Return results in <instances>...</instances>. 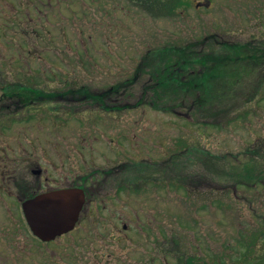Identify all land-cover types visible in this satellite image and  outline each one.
<instances>
[{"label": "rangeland", "instance_id": "obj_1", "mask_svg": "<svg viewBox=\"0 0 264 264\" xmlns=\"http://www.w3.org/2000/svg\"><path fill=\"white\" fill-rule=\"evenodd\" d=\"M183 1L165 16L154 5L157 0H0L3 72L11 71L10 78L17 79L24 67L12 61L23 54L25 77L36 80L37 88L76 97L67 125L55 127L50 119L27 123V143L57 140L63 152L73 146L76 173L93 164L110 168L130 161L169 160L170 173L184 172L185 185L192 190L188 193L171 182L169 193L161 185L139 186V223L129 220L127 210L122 212L124 222L132 225L127 231L121 225L113 229L103 221H83L68 236L74 245L70 264H163L152 245L156 230L144 234L141 229L142 220L154 217L160 229L163 218L168 219L171 264L177 255L175 240L190 254L214 255L216 264H239L245 257L249 260L240 263L252 264L264 255V65L245 74L221 104L197 110L194 117L187 109L173 113L148 103L104 110L71 93L78 87L99 93L130 79L148 50L166 45L211 37L212 47L216 41L264 46V0H212L210 9L196 7L206 0ZM37 7H42L37 19L41 22L33 26L27 15L39 14ZM14 22L19 30L11 29ZM34 27L37 32L23 34ZM148 79L142 74L135 85L112 94L107 104L135 105ZM56 105L66 104L56 103L52 110ZM244 164L254 175L239 172ZM193 178L197 185L190 183ZM249 178L261 182L236 187ZM113 239L122 240L121 250L104 252V240Z\"/></svg>", "mask_w": 264, "mask_h": 264}, {"label": "flooded vegetation", "instance_id": "obj_2", "mask_svg": "<svg viewBox=\"0 0 264 264\" xmlns=\"http://www.w3.org/2000/svg\"><path fill=\"white\" fill-rule=\"evenodd\" d=\"M212 6V0L196 3L198 9H210ZM37 9L39 14L27 15L32 24L41 22L37 19L41 18L42 7ZM7 20L3 19L5 22ZM16 26L14 22L11 29L19 30ZM4 30V27L0 26L1 35ZM30 32H37V28L34 27L33 31L23 34ZM22 56L23 54L21 58ZM40 56L47 59L42 54ZM21 58L12 61H17L15 65L19 63V66L24 67V71L22 70L17 79L12 80L10 78L12 72L6 74L0 67V264H70V245H74L70 244L68 236L76 231L83 221H87L88 225L103 221L113 229H119L121 225L127 231L132 225L124 222L122 215L124 210L130 214L129 220L139 223L141 219L138 212L139 186L141 189H146L148 185H161L163 191L169 193L170 163L169 160H163L159 164L147 160L130 161L118 163L110 168H94L100 165L93 164L86 172L76 173L73 146L70 145V149L67 148L63 152L57 140L49 144L48 141L43 143L35 139L33 142L34 140L31 139L27 143V123L42 120L40 121L42 124L43 121L50 119L55 127L67 125L73 117L70 102H74L76 97L70 94H47V91L37 88L36 80L25 77L26 68ZM78 98L80 102L100 106L87 100L86 97ZM56 103L66 105H56V110H52ZM115 105L116 108L121 106ZM43 107L46 112L41 110ZM17 125L22 128L16 129ZM15 133L19 137L17 134L14 135ZM21 135L25 137L22 138ZM154 165L155 171L161 173L162 170L161 176H156L155 171L152 170ZM185 183L183 186L188 193H191V187L186 186ZM190 183L197 185L196 180ZM70 190H80L84 197L78 221L68 232L43 239L33 231L28 221V205L38 201L45 211L56 214L58 208L55 196H63ZM163 211L165 214L168 213V205ZM153 221L142 220V232L147 234L151 229L156 230L152 243L155 254L162 255L163 264H171L168 219L163 218L161 229L155 217ZM102 247L104 252L121 250L122 240H104ZM113 247L116 249H111ZM173 256L176 257L175 264H191L188 261H179L177 255ZM197 257L200 258L199 264H216L214 255L200 254ZM154 260L155 258L152 257V261Z\"/></svg>", "mask_w": 264, "mask_h": 264}, {"label": "trees", "instance_id": "obj_3", "mask_svg": "<svg viewBox=\"0 0 264 264\" xmlns=\"http://www.w3.org/2000/svg\"><path fill=\"white\" fill-rule=\"evenodd\" d=\"M182 1L157 0V4L154 5L158 7L159 13L166 16L169 15V12H175L176 7ZM209 40L212 38L191 41L182 46L166 45L161 49H150L144 54L136 73L130 79L114 84L99 93H92L86 87H78L71 90V93L80 94V97H86L87 100L95 102L105 109L108 107L116 109V105H108L107 100L112 97V94L116 92L118 94L122 90L126 91L135 85L140 76L144 74L148 75L149 79L143 85L140 99L135 105L123 103L119 110L148 103L155 109L173 113L187 109L186 113L194 117L197 110L212 108L217 103L221 104L227 98L228 90L232 86L236 87L245 74L255 71V67L264 65V46L216 41V47H212L214 45L209 43ZM206 47L211 49L206 50ZM146 97H149L150 100H145ZM239 172L242 174L249 172V175L255 173L248 164H244ZM192 180L194 181L195 178ZM170 181L172 185L185 189L183 184L187 182V179L184 172L176 174L173 171ZM258 182L261 181L249 178L240 183L236 182L235 185L236 187L239 185L252 187L249 185ZM175 242L172 241L174 247H178L174 251L177 253L179 261L199 264L200 258L197 255L200 254H190L187 249L184 251L180 243L177 246ZM245 260L249 259L245 257L244 260L239 261V264ZM252 264H264V255Z\"/></svg>", "mask_w": 264, "mask_h": 264}, {"label": "water", "instance_id": "obj_4", "mask_svg": "<svg viewBox=\"0 0 264 264\" xmlns=\"http://www.w3.org/2000/svg\"><path fill=\"white\" fill-rule=\"evenodd\" d=\"M58 212L49 213L38 201L28 205V221L33 231L43 239L68 232L78 221L84 197L80 190H70L65 195L55 196Z\"/></svg>", "mask_w": 264, "mask_h": 264}]
</instances>
